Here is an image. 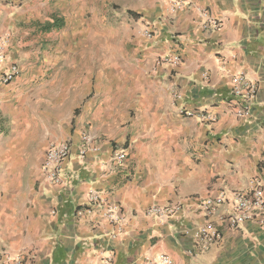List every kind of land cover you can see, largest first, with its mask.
Listing matches in <instances>:
<instances>
[{
    "label": "crops",
    "instance_id": "obj_1",
    "mask_svg": "<svg viewBox=\"0 0 264 264\" xmlns=\"http://www.w3.org/2000/svg\"><path fill=\"white\" fill-rule=\"evenodd\" d=\"M173 3L179 4L175 13ZM99 6L113 21L116 11L125 13L130 25L123 31L133 30L138 39V96L130 105L126 87V105H109L102 114L82 97L69 101L78 106L68 128L63 115V135L54 140H68L72 151L61 185L52 186L42 175L52 142L49 126L43 113L19 98L38 75L27 69L26 59L51 18L62 19L65 27L80 24L96 16ZM203 12L221 27L204 29ZM5 36V61L17 63L20 73L0 88V264L18 254L24 264H144L161 254L172 264H264V227L250 222L229 228L220 220L230 210L227 204L210 218L221 234L217 245L203 251L192 237L205 222L200 200L248 191L255 182L264 196V0H0V37ZM168 54L179 64L157 66L156 59ZM234 73L244 74L257 90L248 119L234 115ZM58 74L62 109L72 86L74 93L91 94V82L74 77L66 83V73ZM181 109L215 120L185 117ZM86 134L94 150L81 160L77 147ZM119 150L126 158L116 166L112 156ZM90 191L119 207L117 222L90 205ZM168 204L181 205L168 222L145 215L152 205Z\"/></svg>",
    "mask_w": 264,
    "mask_h": 264
},
{
    "label": "rangeland",
    "instance_id": "obj_2",
    "mask_svg": "<svg viewBox=\"0 0 264 264\" xmlns=\"http://www.w3.org/2000/svg\"><path fill=\"white\" fill-rule=\"evenodd\" d=\"M117 9L119 7H112V10ZM105 10L99 6L96 16L88 17L80 24L70 21L66 27L62 19L51 18L50 25L58 26L59 29L48 30L41 37L43 40L34 44L33 54L26 59L27 69L30 72L37 71L38 75L33 77L31 86H25L21 90L19 98L25 105L35 106L38 114L43 113L42 122L49 126L52 142H56L55 137L63 135V115L66 126L69 127V119L78 106L70 105L69 101L75 96L77 100L82 97L83 104L90 101L95 103L94 108L97 107L101 114L109 105H126L123 98L125 93L122 94L126 87H129L130 105H133L138 96L139 86L135 78L140 56L137 51L138 39L133 35V30L130 34L123 31V26L130 25L126 23L125 13L116 11L118 15L116 21H113L106 17ZM129 35L132 37L129 38ZM26 47L27 50L31 48ZM43 71H48L47 75H42ZM61 72L66 73V83H72L74 77L80 83L91 82V94L82 95V90L74 93L76 89L72 86L69 88L71 91L64 95L66 100L62 109L61 95L57 94L61 80L58 73ZM83 106L80 105L79 111L76 110V116ZM114 110L120 111L119 106ZM111 126L114 132L120 130L117 126Z\"/></svg>",
    "mask_w": 264,
    "mask_h": 264
},
{
    "label": "built area",
    "instance_id": "obj_3",
    "mask_svg": "<svg viewBox=\"0 0 264 264\" xmlns=\"http://www.w3.org/2000/svg\"><path fill=\"white\" fill-rule=\"evenodd\" d=\"M179 9V4L173 3L171 13ZM202 27L206 30H218L221 27L219 21L211 19L207 13H201ZM143 36L147 39L152 37V33L145 31ZM9 36L0 37V88L13 82L20 73L19 66L15 62H7L6 51L9 47ZM179 64V58L175 55H163L156 59L157 66L176 67ZM230 90L232 97L236 100L234 115L240 119H248L252 116V107L256 101V87L242 73H234L230 76ZM179 114L185 117L198 116L201 120L213 122L215 119L203 111L198 115L179 110ZM92 139L89 135H82L77 147V156L83 160L87 153L94 150L91 147ZM72 151V145L68 140L51 142L45 152L42 164V175L44 180L52 185L59 186L62 183V169L66 160L69 159ZM126 155L123 150L115 152L112 156V162L116 166L123 165ZM88 202L92 206L100 208L102 217L110 222H117V212L119 207L111 204L105 197L97 191H90ZM229 205L228 213L222 215L220 220L231 229H237L242 225L255 222L264 227V196L258 182L253 183L248 191L234 190L222 192L214 197H207L199 201V208L203 213L205 222L197 227L193 233V239L196 245L203 251L217 245L221 240V234L218 227L210 220L217 213V209L223 205ZM181 211L180 204L152 205L145 211L147 217L153 218L160 223H165L175 217ZM88 212V211H87ZM84 211H77L78 216H82ZM172 264L171 259L164 255H158L155 260H146L144 264ZM3 264H24L22 255L7 257Z\"/></svg>",
    "mask_w": 264,
    "mask_h": 264
},
{
    "label": "trees",
    "instance_id": "obj_4",
    "mask_svg": "<svg viewBox=\"0 0 264 264\" xmlns=\"http://www.w3.org/2000/svg\"><path fill=\"white\" fill-rule=\"evenodd\" d=\"M52 28H58L59 29L58 26L56 27L55 25H53V24L50 25V23H48L47 25L44 26L43 30H45L47 32L48 30H50Z\"/></svg>",
    "mask_w": 264,
    "mask_h": 264
}]
</instances>
